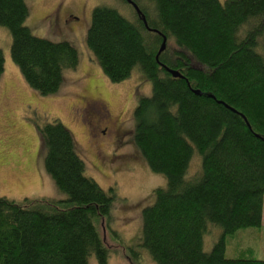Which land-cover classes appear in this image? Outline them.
Returning a JSON list of instances; mask_svg holds the SVG:
<instances>
[{"label": "trees", "instance_id": "trees-1", "mask_svg": "<svg viewBox=\"0 0 264 264\" xmlns=\"http://www.w3.org/2000/svg\"><path fill=\"white\" fill-rule=\"evenodd\" d=\"M131 1L157 33L135 11L131 22L95 7L85 43L111 83L138 69L151 84L150 96H137L133 142L166 185L142 209L140 248L155 264H264L227 258L225 241L260 228L263 219L264 0ZM27 16L25 0H0L11 60L30 89L54 95L63 72L78 66V52L68 42L34 36ZM163 37L166 48L156 59ZM3 71L0 50V80ZM38 136L44 169L67 199L0 197V264H89L92 257L106 264L109 250L96 222L110 217L114 191L85 176L75 139L60 122L46 123ZM195 153L199 169L189 177ZM214 227L222 234L205 252L203 239Z\"/></svg>", "mask_w": 264, "mask_h": 264}, {"label": "rangeland", "instance_id": "rangeland-1", "mask_svg": "<svg viewBox=\"0 0 264 264\" xmlns=\"http://www.w3.org/2000/svg\"><path fill=\"white\" fill-rule=\"evenodd\" d=\"M25 4V27L36 37L70 43L78 52L79 63L76 69L63 72L64 83L56 94L41 96L27 86L11 60V37L0 27L4 58L0 80V197L16 203L25 199H67L44 169L38 136L39 128L58 121L75 139L78 155L85 164V176L116 195L110 217L96 222L109 250L106 264H155L139 246L141 214L152 204L153 190L165 187L166 178L149 170L133 142L137 96H150L151 84L142 79L138 69L125 81L111 83L85 43L95 7L114 9L131 22L136 21L134 10L122 0H25ZM167 47H174V43L167 41ZM96 95L95 100L101 99L107 106L112 132L104 122L102 110L85 111L83 101ZM199 162L195 153L189 177L198 171ZM221 234L218 227L208 231L203 239L205 252L212 249ZM225 241L229 259L264 260V207L260 228L241 229ZM89 264L98 263L92 257Z\"/></svg>", "mask_w": 264, "mask_h": 264}, {"label": "water", "instance_id": "water-1", "mask_svg": "<svg viewBox=\"0 0 264 264\" xmlns=\"http://www.w3.org/2000/svg\"><path fill=\"white\" fill-rule=\"evenodd\" d=\"M125 1L127 2V4H129V5L133 8V10L135 11L136 15L140 18L141 22L143 23L144 27H145L148 31L156 32V31L151 30L150 28H148V26H147V22H146L144 16L141 14V11H140V9L138 8V6H137L133 1H131V0H125ZM156 33H157V32H156ZM165 48H166V39H165V37H163V40H162V43H161L160 49H159V51H158V53H157L156 59L159 58L160 54L165 50ZM161 66H162V67H165L164 65H161ZM165 68H166L167 72H168L172 77H174V78H180V79L183 78L179 72L174 71V70H171V69H169V68H167V67H165ZM188 86H189V85H188ZM193 92H194V94H196V95H199V96L201 95V93H200L198 90H193ZM208 97H209V98H212V99H215V98H214L213 96H211V95H208ZM218 103L221 104V105H224L226 108H228V109L231 110L232 112H234V113H236V114H239L236 110H234V109H232V108L226 106V105L223 104L222 102H218ZM239 115L243 118V120L245 121L247 127L250 128V127H249V124H248V122H247V120H246L241 114H239Z\"/></svg>", "mask_w": 264, "mask_h": 264}, {"label": "flooded vegetation", "instance_id": "flooded-vegetation-1", "mask_svg": "<svg viewBox=\"0 0 264 264\" xmlns=\"http://www.w3.org/2000/svg\"><path fill=\"white\" fill-rule=\"evenodd\" d=\"M98 97H97V95L96 96H94V97H92V98H89L88 100H84L83 101V104L86 106V108H85V111L86 110H93V111H98L99 112V110H102L103 111V119H104V122H105V124H107V126H108V128L111 130L110 132H112V130H113V124H112V121H111V119H110V117H108L109 116V111H108V109H107V106L104 104V102H101V99L100 100H95V99H97ZM108 115V116H107ZM107 130V129H106ZM104 130H102V134H104ZM116 133H118V131H115Z\"/></svg>", "mask_w": 264, "mask_h": 264}]
</instances>
